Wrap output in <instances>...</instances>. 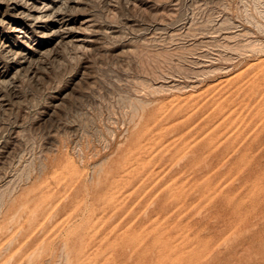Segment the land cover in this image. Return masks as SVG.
Instances as JSON below:
<instances>
[{
    "label": "rangeland",
    "instance_id": "1",
    "mask_svg": "<svg viewBox=\"0 0 264 264\" xmlns=\"http://www.w3.org/2000/svg\"><path fill=\"white\" fill-rule=\"evenodd\" d=\"M0 264H264V0H0Z\"/></svg>",
    "mask_w": 264,
    "mask_h": 264
}]
</instances>
